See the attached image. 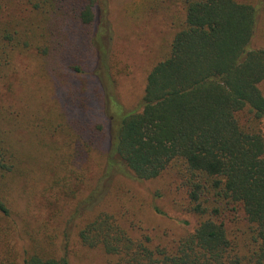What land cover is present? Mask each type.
<instances>
[{
	"label": "trees",
	"instance_id": "trees-1",
	"mask_svg": "<svg viewBox=\"0 0 264 264\" xmlns=\"http://www.w3.org/2000/svg\"><path fill=\"white\" fill-rule=\"evenodd\" d=\"M97 1L0 0V264H71L72 226L82 247L112 264H264V48L252 46L261 4L132 0V20L173 10V35L147 73L138 107L120 109L108 135L85 112L91 85L102 98ZM106 57L115 85L126 67L113 53ZM47 81L62 83L57 101L52 89L44 96ZM62 126L72 129L67 137L54 132ZM23 131L63 139L45 153L51 163L41 168L42 185L26 180L22 166L32 154L13 142L25 141ZM168 170L196 220L178 236L127 221L113 208L112 184L97 189L102 172L150 181ZM27 184L41 187L35 195L45 218L20 233L16 209L21 198L31 204ZM49 222H60L59 231L49 232Z\"/></svg>",
	"mask_w": 264,
	"mask_h": 264
},
{
	"label": "rangeland",
	"instance_id": "rangeland-1",
	"mask_svg": "<svg viewBox=\"0 0 264 264\" xmlns=\"http://www.w3.org/2000/svg\"><path fill=\"white\" fill-rule=\"evenodd\" d=\"M246 1L254 4L256 1L258 5L261 4L252 46L253 48H264V0ZM130 3H132V0L97 1V19L93 43L98 54L96 75L101 82L102 98L99 101L95 90H93L94 84L91 79L93 76L89 77V83L93 85L90 87L89 108L85 112H87V118L91 122L96 121L104 124L108 135L114 131L120 109L128 111L138 107L147 73L156 60L166 51L173 35V28L171 27L173 20L171 12L173 10L168 12L167 10L159 9L156 12V16L151 18L140 17L132 20L127 16L126 11ZM111 53L120 60L122 69L126 67L125 70L121 71L115 85L110 84L104 67V60ZM58 79L60 80L59 77ZM46 86L47 90L44 91V96H47L48 90L52 89L55 93L50 95V97L52 101H57L58 95L63 89L62 83L58 86L56 83L47 81L43 88ZM31 91L36 92L34 89ZM15 94L19 95L18 90H16ZM51 118L53 121L54 115ZM52 129L50 128L49 132ZM58 131H62L59 132L60 135L64 134L67 137L72 132V129L62 126L54 130V132ZM49 132H38V134L29 135L23 131L21 134L24 136L23 140L25 141L21 140L23 142L20 143L13 140L21 153L28 152L32 154V159L29 158L30 160L22 166L28 169L25 177L26 180L27 178L29 179L30 183L35 180L42 185L41 168L51 163L50 158H45V153H51V148H62V137L58 134L49 135ZM108 139L107 141L109 142ZM107 174V172L100 173L101 176L99 175V179L96 182L97 189H102L103 184L104 186L112 184L110 196L114 194L111 198L113 208L122 212L127 221L128 219L141 221L144 229L146 230L148 227L151 233L155 235L160 234L163 230H169L175 235L193 230L196 220L180 205L185 203V193L178 186L179 181L176 180L172 170H168L162 176L150 181H131L112 172V175ZM106 175L108 177H105ZM95 176L97 175L94 174ZM38 186L36 184L32 187L27 184L24 188L27 189L26 192L29 191V203L31 201L27 208L24 207L25 201L22 198L17 204L16 215L18 217L17 222L20 224V227H18L20 233L22 230H25L26 233H33L32 227L36 228L37 221L45 218L42 215L43 210L40 211L38 209L39 206H42V200L36 198L37 196L35 195V191L39 188L41 189ZM156 190L162 196L155 198ZM152 204L159 207L162 213L153 211L151 208ZM51 210L52 216L55 209L51 208ZM58 224L60 225V222H49L48 226L51 229L49 232L55 233L53 229L58 232L60 228ZM52 225L54 228L51 227ZM69 229V237H65L69 252L65 251L69 255L71 264H112L111 259L100 250L84 248L77 242L75 226ZM17 246L20 247L19 240ZM56 250L57 253H61L58 247Z\"/></svg>",
	"mask_w": 264,
	"mask_h": 264
}]
</instances>
